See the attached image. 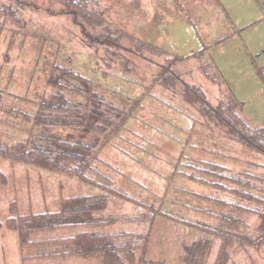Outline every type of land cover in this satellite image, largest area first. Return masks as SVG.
<instances>
[{"label":"rangeland","instance_id":"rangeland-1","mask_svg":"<svg viewBox=\"0 0 264 264\" xmlns=\"http://www.w3.org/2000/svg\"><path fill=\"white\" fill-rule=\"evenodd\" d=\"M97 7L106 23L87 28L100 36L109 27L119 36V48L90 44L72 17L58 13L61 4L0 0V10H7L0 12V148L18 141L47 147L42 137L96 143L91 177L112 190L0 156L7 179L0 187V264H99V257L57 255L61 247L55 245L30 244L22 251L18 231L6 226L13 203L17 215L52 213L63 198L85 195L101 197L106 207L96 218L111 221L35 231L31 240L130 232L143 238H127L140 246L148 237L146 257L165 264H186L184 247L210 240L201 264H216L222 238L183 220L216 226L228 214L247 225L223 223L232 237H257L261 219L243 208L264 210V155L204 117L184 98L183 82L201 87L213 105L234 102L251 129L264 128V0H99L92 5ZM58 67L88 79L106 104L130 112L126 126L112 124L101 134L66 125L80 122L72 114L41 108L54 95L85 102L71 91L80 87L75 80L61 76L65 88L50 84ZM38 114L42 124L34 120ZM206 162L228 167L248 184L228 185L262 201L181 173L210 180L199 172ZM227 250L226 264H264V242L255 247L231 240Z\"/></svg>","mask_w":264,"mask_h":264},{"label":"trees","instance_id":"trees-1","mask_svg":"<svg viewBox=\"0 0 264 264\" xmlns=\"http://www.w3.org/2000/svg\"><path fill=\"white\" fill-rule=\"evenodd\" d=\"M51 1L63 6L62 10L58 13L72 17V21L79 26L82 34L90 44H100L103 42L105 43L104 45L115 48L120 47L119 36L114 35L113 30L109 27L105 33H102L100 36H95L91 34L86 26L88 24L90 27H94L106 23L103 11L98 7L96 10L92 8V5L98 6L99 0ZM0 12L5 13L7 10H0ZM140 44L143 47L147 46L143 42ZM54 70L59 74L50 79V84L54 87L63 86L60 85L59 81L61 76L75 80V82L80 83V87H75L71 91L84 97L85 102L82 105L72 104L64 96L54 95L50 100L43 101L41 108L72 114L71 116L80 119V122L66 121V125L84 126L89 130H99L101 134L112 124L120 128L126 126L129 116H132L130 112L116 106L111 107L112 104H106L104 99L96 91L92 90V84L88 79L66 68L58 67L54 68ZM175 77L172 75L170 77L173 83L175 82ZM66 78L65 80H67ZM182 94L204 117L225 129L227 131L226 133L232 139L264 155V128L251 129L239 115V111L236 110L237 106L234 102L229 101L225 103L223 99H220L217 105H213L201 87L184 82ZM139 105L141 106V103ZM112 112L115 114L113 118L109 117L112 116ZM34 120L36 124H42V118L39 114ZM117 121H120V124L116 123ZM42 139L48 143L47 147L31 144L28 141H18L11 145L1 147L0 156L12 162L66 173L79 178L87 184L101 187L103 190L107 192L111 191L112 193V190L108 186L101 185V183L94 181L91 177V174L94 173L93 163L98 158L96 143H72L70 141H59L56 138L48 137H42ZM201 171L202 174L205 173L208 175L211 180L207 179L206 181L203 178L200 179L204 184L224 191L231 190L232 192H236L258 202L262 201V199L251 195V193H245L243 190L230 187L228 183L241 186L248 184L241 177L229 173L227 167L219 164L205 163V167L200 169L199 172ZM189 176L191 177V175ZM6 182V176L0 171V187L4 186ZM105 207L106 203L101 197L92 195L75 196L63 199L62 207L57 212H43L21 216L17 215V207L13 203L11 205V214L6 221V226L18 231L20 245L24 249L26 246L34 243V241H31V234L35 231L65 227L81 228L100 223L101 220L96 218V213L103 211ZM243 210L259 215L261 219L260 224L255 228V231L258 233L255 238L247 236L232 237L229 228L225 227L223 223L231 228L247 227V225L242 218L228 214L221 215V225L216 226L201 222L193 223L186 220L183 221L185 224L196 227L208 236L222 238V246L216 264H226L229 256L227 244L231 240L237 241L244 246L253 245L255 247H259L264 242V210L247 208H243ZM163 216L171 220L176 219L167 213L163 214ZM2 227L3 223L0 219V230ZM134 237L139 236L130 232L102 234L93 231H82L72 237L52 240L46 244H60L61 249L57 253L62 255L72 254L81 257H99V264H165L164 262L146 257L148 237L144 241L143 246H140V243H134L132 240L127 239H134ZM209 243L210 240H199L192 246L184 247L185 253L183 261L186 264H201V261L206 257V253H208Z\"/></svg>","mask_w":264,"mask_h":264},{"label":"crops","instance_id":"crops-1","mask_svg":"<svg viewBox=\"0 0 264 264\" xmlns=\"http://www.w3.org/2000/svg\"><path fill=\"white\" fill-rule=\"evenodd\" d=\"M206 163H208V162H206ZM213 164H216V163H213ZM203 166H205V163L204 164H202ZM220 165V164H219ZM221 166H224V165H221ZM224 167H226V166H224ZM228 168V167H227ZM182 173V175H184V176H186V177H190L189 175H191V177L190 178H192L193 180H195V181H199V182H201V180L200 179H202L200 176H197V175H195V176H193L192 174H190V173H186V172H181ZM202 183V182H201ZM63 199H65V198H63ZM62 199V200H63ZM107 221H111V219H109V220H106V219H104V220H101V222L100 223H98V224H103V223H107ZM95 225H97V224H95ZM65 228H69V227H65ZM82 228V227H81ZM58 229V228H57ZM82 232V231H81ZM78 234V233H77ZM68 237H72V236H68ZM68 237H63V238H68ZM63 238H55V239H46V240H48V241H43V242H41L43 239H37V240H39V241H34V243H32V246L33 245H36V246H38V245H40V246H43L44 244H46L47 242H49V241H52V240H59V239H63ZM41 240V241H40ZM32 241V240H31ZM49 245H55V246H57V247H60V244H49ZM26 248V247H25ZM24 248V249H25ZM22 249V248H21ZM24 249H22V251H24ZM59 250V249H58ZM57 250V251H58ZM57 255H60V256H69V255H62V254H59V253H56ZM70 255H72V254H70ZM73 256H78V255H73ZM85 258H90V257H85Z\"/></svg>","mask_w":264,"mask_h":264}]
</instances>
